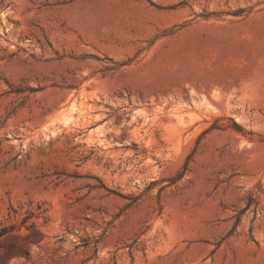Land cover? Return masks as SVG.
Wrapping results in <instances>:
<instances>
[{
	"label": "rangeland",
	"instance_id": "1",
	"mask_svg": "<svg viewBox=\"0 0 264 264\" xmlns=\"http://www.w3.org/2000/svg\"><path fill=\"white\" fill-rule=\"evenodd\" d=\"M139 1L129 54L132 0H0V228L44 235L7 264H264V0Z\"/></svg>",
	"mask_w": 264,
	"mask_h": 264
},
{
	"label": "crops",
	"instance_id": "2",
	"mask_svg": "<svg viewBox=\"0 0 264 264\" xmlns=\"http://www.w3.org/2000/svg\"><path fill=\"white\" fill-rule=\"evenodd\" d=\"M120 2L121 0H116ZM127 10H114L97 12L94 10V15L99 13L103 15H114L119 23V29L124 32L118 38V47L126 48L122 53H134L141 44L155 38L156 34L165 28V13L160 9L149 8L146 4L139 0H132ZM163 17L162 19L160 17ZM160 45L161 41H157ZM155 43V45H157Z\"/></svg>",
	"mask_w": 264,
	"mask_h": 264
},
{
	"label": "trees",
	"instance_id": "3",
	"mask_svg": "<svg viewBox=\"0 0 264 264\" xmlns=\"http://www.w3.org/2000/svg\"><path fill=\"white\" fill-rule=\"evenodd\" d=\"M31 217V214L25 216L19 226L7 225L0 228V264H7L13 258L29 259L30 244L38 245L44 239L34 222L27 224ZM22 228L27 233H18Z\"/></svg>",
	"mask_w": 264,
	"mask_h": 264
},
{
	"label": "bare ground",
	"instance_id": "4",
	"mask_svg": "<svg viewBox=\"0 0 264 264\" xmlns=\"http://www.w3.org/2000/svg\"><path fill=\"white\" fill-rule=\"evenodd\" d=\"M62 122H64V123H67L68 121H69V119L66 117V115H64L63 117H62Z\"/></svg>",
	"mask_w": 264,
	"mask_h": 264
}]
</instances>
